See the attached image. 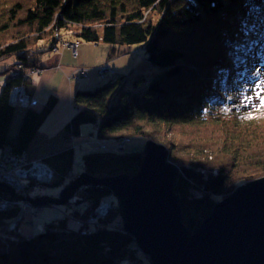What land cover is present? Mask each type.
I'll list each match as a JSON object with an SVG mask.
<instances>
[{
	"label": "trees",
	"instance_id": "obj_1",
	"mask_svg": "<svg viewBox=\"0 0 264 264\" xmlns=\"http://www.w3.org/2000/svg\"><path fill=\"white\" fill-rule=\"evenodd\" d=\"M7 1L0 5V62L14 57L28 69L42 68L41 52L52 51L56 37L72 25L78 29L70 36L75 41L99 42L111 29L114 50L140 44L152 73L157 70L149 80L138 72L132 90L124 88L126 75L117 71L97 85L76 88L75 111L66 127L79 135L81 125L91 123L98 143L109 145L84 154L82 173L134 176L144 148L129 152L125 148L135 137L166 145L172 163L204 173L195 180L180 175L176 190L182 196L183 221L192 230L238 186L264 177V0ZM157 15L161 20L154 23ZM151 31L156 37L149 42ZM50 36L54 43H41ZM61 37L62 42L70 41ZM36 44L40 46L33 51ZM24 79L1 80L3 152L28 151L58 99L52 95L43 108L27 109L12 132L15 109L8 102L9 92ZM205 126H213L215 137L203 139L201 149L193 150L198 157L183 153L186 144L181 146L174 132L197 140L203 133L193 131ZM126 138L131 141L121 149L119 142ZM45 160L58 172L54 186L64 187L81 174L73 170L71 149ZM84 191L78 200L94 206L106 195ZM35 194L43 195L41 189ZM7 197L0 193V198ZM24 218L19 206L0 210V264H148L147 257L137 254L134 237L123 230L83 232L82 225L72 227L69 218L61 216L35 226V217L28 221L36 233L25 235L19 227Z\"/></svg>",
	"mask_w": 264,
	"mask_h": 264
},
{
	"label": "water",
	"instance_id": "obj_2",
	"mask_svg": "<svg viewBox=\"0 0 264 264\" xmlns=\"http://www.w3.org/2000/svg\"><path fill=\"white\" fill-rule=\"evenodd\" d=\"M169 155L166 145L147 140L134 176L81 173L58 197H30L29 202L37 209L64 206L80 187L90 194L105 188L116 194L124 229L152 264H264V177L238 186L192 230L183 221L177 185L180 173L188 178L204 173L178 167ZM0 193L21 200L7 184L0 183Z\"/></svg>",
	"mask_w": 264,
	"mask_h": 264
},
{
	"label": "rangeland",
	"instance_id": "obj_3",
	"mask_svg": "<svg viewBox=\"0 0 264 264\" xmlns=\"http://www.w3.org/2000/svg\"><path fill=\"white\" fill-rule=\"evenodd\" d=\"M8 3L9 2L7 0L0 1L1 6H4ZM159 20H161L160 16L157 15L154 23L159 22ZM164 27L165 22H163L160 30L164 29ZM89 28L90 27H88L87 29ZM77 31L78 29L72 28V25H69V27H67V30L61 33V36L75 41L76 39L71 38V33L73 34ZM105 34L107 35L108 40L107 37H105L104 40H101L99 42L88 40L87 38H79L80 48L78 49L77 57H74L71 48H61L62 45L58 41L61 40L62 43V37H56V46L61 49L60 51H57L53 48L52 51L41 52L43 53L41 54L42 56L40 55V58L42 60L41 64H43V67L39 69L41 70V72L37 67L35 68V70H38L39 72L32 73L30 71L31 69L24 67V65L21 66V64L14 57L0 62V72L2 73L0 75V86L2 83H4L3 81H1L4 78L16 79L19 77H25V79L20 84L11 86V92L13 91L15 94H17V92L20 90V87L24 88L26 86L27 88L28 92L24 91L25 93L23 96L22 92L19 93V99L21 100L17 101L22 103L20 105H24L28 101V97H36L40 103L39 108H43L45 105L52 101V95H56L58 97L56 102L53 104V107L47 114L46 118L41 123L35 137L29 145V155L32 158H46L55 154L57 155L60 152L71 149L73 146H75L76 149L73 148L75 149V161L73 170L76 174L82 173L84 154L87 152H94L97 148V151H104L105 149H103V147L101 148L100 146H96L99 143L94 132L95 127L93 124L83 123L80 127L79 135L75 134L71 129L66 127L67 123L72 117L73 112L75 111L73 95L76 88L81 85H92L95 83V85H97L101 82H104V80L111 78L117 71L126 75L124 88L132 90L135 88L134 80L137 78V76L140 75V73L145 74L148 77V80L151 79L155 74H157V70L152 73V68H150V65L146 60V52L144 51V47L139 48L140 44H136L119 47L118 50H114L113 47L115 45V39L113 31L111 29H108L105 31ZM148 36L149 42H151L152 40L154 41V37H156L155 32L153 31H151V34ZM50 37L51 38L45 37L43 39V42L41 41V43L49 45L50 43H54L52 36ZM40 45H34V47L32 48L33 51H36ZM105 67L109 69L104 70L100 75V70ZM135 68H138V71L131 74ZM83 70L87 71H85L86 75H84ZM16 86H18L19 88L17 90H14ZM22 116L23 110L16 109L14 121L11 127L12 132H16V130L18 129ZM212 128L213 126H209L207 129L205 126L203 128V131H193L192 134L203 133L202 135L204 137L197 138V140L195 138H181L182 135L180 134L182 133L180 131H178V133L174 132V134H178V136L176 137L178 138V142L181 146L186 144V146H184L183 148L181 147L182 152L184 153L185 151H187L188 156L196 158L198 156L193 152V150L197 151V148L201 146V142L203 141V139H206L208 137H215V131L210 130ZM188 139H190L191 141ZM146 142L147 141L143 136H137L133 139L131 144L126 146L125 151L129 152L141 150L144 148ZM201 147L199 149H201ZM1 154L2 150L0 148V156ZM48 168L50 169V167ZM50 171H52V173H55V171L53 172L52 169H50ZM180 175L183 174L180 173ZM184 177L189 180L201 179V176L199 178H188L186 176ZM54 189L57 188L44 187V190H42L41 192L43 194H57ZM32 195L35 196V193H33ZM102 199H100L102 203L98 202V204L94 207L96 208V210L99 209V203L101 205L103 204ZM33 210L34 208L30 207L29 210L26 209L24 211L25 218L24 220H22L21 225L19 226L20 230L25 235L33 234L31 231H29L30 227H32V223L28 221V219L31 220L30 218L37 217V219L35 220V226H37L36 224L38 222L40 223L44 220H51L55 217L59 218V216L64 217L68 215V208L66 206L44 207L38 209V213L36 216H32ZM35 210L37 209L35 208ZM68 223L70 224V226L76 227V224L70 219Z\"/></svg>",
	"mask_w": 264,
	"mask_h": 264
},
{
	"label": "bare ground",
	"instance_id": "obj_4",
	"mask_svg": "<svg viewBox=\"0 0 264 264\" xmlns=\"http://www.w3.org/2000/svg\"><path fill=\"white\" fill-rule=\"evenodd\" d=\"M61 48H62V46H61ZM61 48H59L58 46L55 45L54 50L60 51ZM84 71H86V70H84ZM23 91L28 92L26 86L23 88ZM20 92H21V89H20ZM10 93H11V90L9 92V97H8L9 104L12 107H14L15 111H16V109H22L23 114H25L27 109L39 106V104H40L38 101L36 102L37 105H36V103H33V102L29 103L27 101L22 107L17 106L14 103L10 102ZM30 98L32 100L35 99V97H30ZM13 121H14V118L12 120V123H13ZM21 121H22V118H21ZM96 146H100L101 148L102 147L104 148V146L109 147V145H107V144L106 145L98 144ZM73 148H75V146H73L71 148V150L74 152V150L76 148L75 149H73ZM96 150H98V148ZM23 152L26 153V158H27L26 161H27V164L29 166H32L33 162L39 161V162H41V166L45 167L44 166V164H45L46 166L50 167V169H52L53 172L55 171L54 168L50 165V163L46 162L45 159L47 157L46 158H32L29 155V150L28 151H21V152H13V151L3 152L2 151V154L0 156V161H2L9 154H22ZM8 161H12V158L11 157L8 158ZM38 176H41L40 173H38ZM79 176L80 175H77L76 177L72 178L70 181H68L66 183V185L64 187L61 185H59L58 187H61L62 189L66 188L72 180H75ZM0 178H1V176H0ZM8 179L10 181H12V183L7 182V181H2V180H0V183H4V184L11 186L17 192V194L21 197V200H19V202H16L14 199H12L8 195H7L8 196L7 198H0V200H8L11 202V207L12 206H19V207H21V209L23 211H25L26 209L29 210L30 207H28L26 205V201L29 202L30 197L34 198V199H36L38 197L39 198L44 197V196L58 197L60 192L62 191V189H58V187L54 186L55 184H53L55 182V180L58 179V172L52 173V171H51V178L49 177L47 180V179H44L42 177H35L25 167L20 168V171H17V172L15 171V168L13 167L12 168V175H9ZM62 183L63 182H61L60 184H62ZM22 185L28 191V198L23 196L21 194V192H19V190H18L17 186H22ZM35 186H38L37 189L35 188ZM44 187H56L57 189H54V191L57 194H49L48 193V194H43L40 196L36 195V194H35V196L32 195L33 193H36L38 191V189H41V191L44 190ZM89 187H90V185H89ZM86 189L87 188H85V186L78 188V190L76 191L74 196L69 200V203L64 205L68 208V211H67L68 215L64 216V217H66V218L68 217L71 221H73L76 224V226L82 225L83 232L84 231L88 232L91 230H95V231H97V230H123V231L127 232L124 229L123 220H122V217L120 215L119 201H118L116 194L113 191H110L108 189H105V188L101 189V191L99 193L106 191L105 192L106 195L102 199L103 204L101 205L100 203H102V202L99 201L100 202L99 203V209L96 210V208H94L95 206H93V204L90 205L91 202H89L88 200L79 201L77 198L78 193L79 192L81 193L84 190H85L84 192L86 194L90 195V193L86 192ZM93 194H95V193H93ZM4 195H6V194H4ZM30 205H31V203H30ZM11 207H9V208H11ZM90 207H91V211H89ZM9 208H5V207L0 206V210H6ZM32 208H34V207L32 206ZM37 213H38V209L35 210V208H34V210L32 212V216H34V215L36 216ZM29 231H31L34 234L36 233V231L33 227H30ZM127 233H129V232H127ZM136 250H137V254L145 256L148 258V262H147L148 264H152L150 258L148 257L149 255L145 254L144 251L139 248V245L137 244V242H136Z\"/></svg>",
	"mask_w": 264,
	"mask_h": 264
},
{
	"label": "built area",
	"instance_id": "obj_5",
	"mask_svg": "<svg viewBox=\"0 0 264 264\" xmlns=\"http://www.w3.org/2000/svg\"><path fill=\"white\" fill-rule=\"evenodd\" d=\"M60 44L62 45L63 48H71L72 52L74 54V57H77V53H78V49L80 48V41H66V42H60ZM59 67V66H58ZM109 68H102L100 70V75L104 70H107ZM39 70V69H38ZM35 70V69H31L30 71L32 73L35 72H41V70ZM84 75H86L85 71L83 70ZM88 77V76H87ZM19 87L16 86L14 90H17ZM21 92L23 93L22 96L24 95V91L23 88H21ZM20 90L17 92V94H15L13 91L10 93V102L14 103L15 105H20L22 104L21 102L17 101V100H21L19 99ZM28 97V96H27ZM17 98V99H16ZM30 100V101H29ZM28 102H33L36 103L37 100L36 99H31L30 97H28ZM23 105H20V107H22ZM130 142V139L126 138L123 141L119 142V147L122 149L127 143ZM12 158V161H8V158ZM26 153L23 152L22 154H9L8 156H6L2 161H0V180L2 181H7L12 183V181H10L8 179L9 175H12V168H15V171H20V168L25 167L27 170H29L31 172V174H33L35 177H42L44 179H47L50 177L51 178V171L48 168V166H46L44 164L45 167L41 166V162L39 161H35L32 163V166H29L27 164L26 161ZM38 173H40L41 176H38ZM15 184V183H14ZM19 192H21V194L25 197L28 198V191L26 190V188L22 185V186H17ZM38 186H35V188L37 189ZM26 205L28 207H32L30 205L29 202L26 201ZM0 206L1 207H5V208H9L11 207V202L8 200H0Z\"/></svg>",
	"mask_w": 264,
	"mask_h": 264
},
{
	"label": "snow or ice",
	"instance_id": "obj_6",
	"mask_svg": "<svg viewBox=\"0 0 264 264\" xmlns=\"http://www.w3.org/2000/svg\"><path fill=\"white\" fill-rule=\"evenodd\" d=\"M257 87H261V85H258Z\"/></svg>",
	"mask_w": 264,
	"mask_h": 264
}]
</instances>
